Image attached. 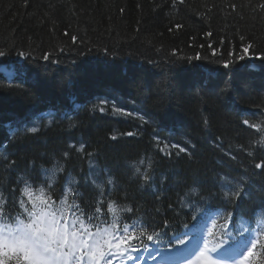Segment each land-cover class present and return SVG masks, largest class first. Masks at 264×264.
Masks as SVG:
<instances>
[{
	"label": "trees",
	"instance_id": "16d2710c",
	"mask_svg": "<svg viewBox=\"0 0 264 264\" xmlns=\"http://www.w3.org/2000/svg\"><path fill=\"white\" fill-rule=\"evenodd\" d=\"M0 51L27 81L0 78V221L43 198L159 250L262 222L264 0H0Z\"/></svg>",
	"mask_w": 264,
	"mask_h": 264
},
{
	"label": "snow or ice",
	"instance_id": "6c2138e0",
	"mask_svg": "<svg viewBox=\"0 0 264 264\" xmlns=\"http://www.w3.org/2000/svg\"><path fill=\"white\" fill-rule=\"evenodd\" d=\"M4 55L0 51V57ZM227 66L226 64L225 67ZM244 123L247 124L248 121ZM53 204L54 201L50 203L49 200L38 198V202H33L31 210L24 208L26 219L16 218L14 225L0 221V256H15L16 264H99L106 254L114 255L110 251L105 253L102 250L101 241L111 235L110 229L97 231L93 237L83 221H80L82 234L76 227L75 218L71 223L67 222V208L62 205L59 209H54ZM109 211L116 215L115 207L110 205ZM115 224L116 220L113 219V226ZM124 231L127 233V225L124 226ZM151 239L152 236H148V240ZM115 247H119V244ZM248 255H252L251 251ZM200 256L203 258L202 264H216L208 256L207 245L200 252ZM3 264H7V259ZM104 264H111V261H105Z\"/></svg>",
	"mask_w": 264,
	"mask_h": 264
},
{
	"label": "rangeland",
	"instance_id": "374dc122",
	"mask_svg": "<svg viewBox=\"0 0 264 264\" xmlns=\"http://www.w3.org/2000/svg\"><path fill=\"white\" fill-rule=\"evenodd\" d=\"M113 243L114 242H111V244H109V245H112V247H109V249H108V252L110 251L114 254V256H116V257L113 256L109 260V261H111V264H167L166 257L162 258L161 256H158V255H156L150 251H145V252H140V253H134V252L125 253V252H122V246L115 247V245ZM196 248L201 250V251H204L205 250V244H203V245L197 244ZM191 249H194V248H187V249H185V251H190ZM200 252L197 253L191 260H189L185 263H183V261H181L179 263H169V264H191V263L192 264H202L203 258L200 256ZM131 255H133L134 257H130ZM183 255H185V254H183ZM197 255H199V256L197 257ZM126 257H128V258H126ZM169 257H171V256H169ZM113 260H116V261H113ZM244 261H245V257L243 258L242 262H244ZM242 262H241V264H242ZM236 264H240V262L236 263Z\"/></svg>",
	"mask_w": 264,
	"mask_h": 264
},
{
	"label": "bare ground",
	"instance_id": "6f19581e",
	"mask_svg": "<svg viewBox=\"0 0 264 264\" xmlns=\"http://www.w3.org/2000/svg\"><path fill=\"white\" fill-rule=\"evenodd\" d=\"M6 126L9 128L8 130H6V132H7L8 134H10L12 131L15 130V128L12 127L11 124H7Z\"/></svg>",
	"mask_w": 264,
	"mask_h": 264
}]
</instances>
